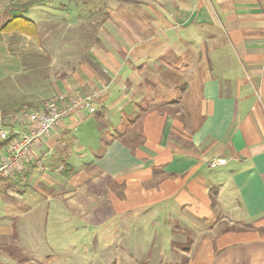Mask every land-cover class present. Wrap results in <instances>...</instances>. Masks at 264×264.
<instances>
[{"label":"crops","instance_id":"1","mask_svg":"<svg viewBox=\"0 0 264 264\" xmlns=\"http://www.w3.org/2000/svg\"><path fill=\"white\" fill-rule=\"evenodd\" d=\"M262 3L43 0L26 16L35 35L0 31L27 41L13 53L2 42L0 122L59 95L94 108L65 117L12 175L24 190L2 192L13 201L0 241L18 243L23 205L71 233L135 211L186 238L188 264H264Z\"/></svg>","mask_w":264,"mask_h":264},{"label":"rangeland","instance_id":"2","mask_svg":"<svg viewBox=\"0 0 264 264\" xmlns=\"http://www.w3.org/2000/svg\"><path fill=\"white\" fill-rule=\"evenodd\" d=\"M25 1L28 0H0V25L7 20L6 9L13 3ZM41 7L45 8V4L31 8L27 17L33 18L32 14L35 15ZM0 41V50L3 42L10 53L15 51L13 48L27 44V41L17 40L15 36H7ZM1 51L0 61L4 56ZM4 85L5 80L0 79V110L3 106L1 99ZM11 117L5 115L0 125L8 123ZM23 185L24 182L17 180L15 188L24 190ZM3 186L4 189L0 187V193L8 192L5 191L7 184ZM25 192L34 193V190L29 188ZM12 201L9 195L0 196V207ZM27 207L22 206L23 215H19L20 221L17 222L18 243L12 244L8 238L0 241V264H178L183 257L179 258L178 253L184 250L186 245L181 242H186V238L179 236L175 238L176 243L169 241L168 237L157 233V221L153 225L149 221V227L146 228L143 226V216L139 218L135 211L121 216L109 227L86 226L71 233L66 223L60 225L53 215L48 220L43 217V206L36 212ZM33 216L35 220L31 218Z\"/></svg>","mask_w":264,"mask_h":264},{"label":"built area","instance_id":"3","mask_svg":"<svg viewBox=\"0 0 264 264\" xmlns=\"http://www.w3.org/2000/svg\"><path fill=\"white\" fill-rule=\"evenodd\" d=\"M262 6L264 8V0ZM82 109L93 112L94 108L89 97L78 95L66 99V96L59 95L41 104L38 110L12 116L6 123L12 124V129L0 125V140H6L12 136L7 154L0 158V178L12 176L21 167L32 148L42 145L47 138L51 137L65 117ZM218 164L219 162L215 159L210 166L215 167Z\"/></svg>","mask_w":264,"mask_h":264},{"label":"trees","instance_id":"4","mask_svg":"<svg viewBox=\"0 0 264 264\" xmlns=\"http://www.w3.org/2000/svg\"><path fill=\"white\" fill-rule=\"evenodd\" d=\"M43 2V0H28L23 3H13L8 9H6L7 20L0 25V31L5 33L11 32H21L25 35H32L36 33V25L26 16L30 11V8L33 6ZM6 119V118H5ZM5 127H10L12 129V124H1ZM15 136V135H14ZM12 136H10L6 140H0L1 146H6L11 142ZM18 171V170H17ZM16 171V172H17ZM15 172V173H16ZM9 178H0L1 182H5L7 184V188H12L16 186V181H13ZM21 181V180H20ZM187 251V249H185ZM189 258L187 256H183L181 262L178 264H188Z\"/></svg>","mask_w":264,"mask_h":264}]
</instances>
